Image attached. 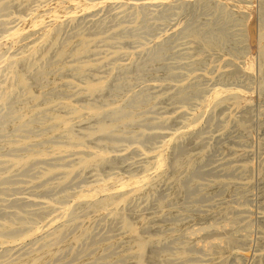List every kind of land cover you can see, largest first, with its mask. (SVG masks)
Segmentation results:
<instances>
[{"label":"bare ground","instance_id":"obj_1","mask_svg":"<svg viewBox=\"0 0 264 264\" xmlns=\"http://www.w3.org/2000/svg\"><path fill=\"white\" fill-rule=\"evenodd\" d=\"M0 264H264V0H0Z\"/></svg>","mask_w":264,"mask_h":264}]
</instances>
